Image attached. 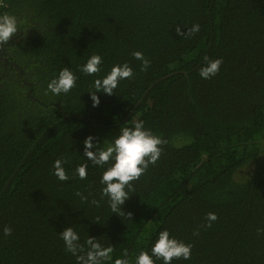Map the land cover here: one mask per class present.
Returning <instances> with one entry per match:
<instances>
[{"label": "trees", "instance_id": "trees-1", "mask_svg": "<svg viewBox=\"0 0 264 264\" xmlns=\"http://www.w3.org/2000/svg\"><path fill=\"white\" fill-rule=\"evenodd\" d=\"M7 2L0 13L18 31L3 44L0 75V264H77L59 237L67 226L133 264L164 229L192 244L190 259L171 264H264V0ZM193 24L199 31L187 34ZM92 54L102 71L81 73ZM204 57L222 60L209 79L199 75ZM125 62L133 76L93 107V80ZM65 67L76 85L53 95L47 84ZM135 120L164 143L113 213L101 195L109 165L87 161L82 141L102 146ZM64 157L60 181L52 166Z\"/></svg>", "mask_w": 264, "mask_h": 264}, {"label": "clouds", "instance_id": "clouds-1", "mask_svg": "<svg viewBox=\"0 0 264 264\" xmlns=\"http://www.w3.org/2000/svg\"><path fill=\"white\" fill-rule=\"evenodd\" d=\"M3 0H0V7H3ZM199 24H193L187 29V34H193L199 31ZM18 31L17 18L10 13H0V43H7L11 37ZM178 35H183L178 26ZM132 55L141 62L142 68L146 69L150 61L144 57L141 51H133ZM205 63L199 68V75L203 79H209L214 76L220 68L222 60L220 58L209 59L204 57ZM103 59L99 54L90 55L86 62L79 66V71L86 75H93L102 71ZM133 69L128 63L114 64L109 71L102 77L93 80L90 97L93 107L100 102L97 93L113 95L120 81L131 78ZM77 81L76 74L65 67L59 71L57 76L52 78L47 84V90L53 95L59 96L62 93H68L75 87ZM82 156L98 167L109 165L102 172L100 183L101 195L108 198V204L113 213L122 210L121 205L129 198L132 191L131 181L140 177L146 171L149 164H155L160 157L164 141L159 135L154 134L145 127L143 120H135L131 127H123L120 132L110 142L105 141L101 146L92 135H87L83 141ZM68 159L58 158L53 162L52 174L60 181L69 179V175L64 167ZM87 164L81 163L75 169V175L80 179L87 176ZM81 200L87 199L79 192ZM96 203V201H93ZM217 219L213 212L206 215L207 226ZM261 231V229H258ZM11 227L5 226L3 234H11ZM60 239L63 240L65 250L70 252L76 259L77 264H133L127 255L116 257L113 260V246L111 244L102 246L100 240L94 236H88L84 243H80V235L72 226L64 227L59 232ZM192 244L185 243L170 236L167 229L161 230L150 251H141L134 258V264H154L155 260H162L163 264H171L173 259L182 258L188 260L191 257Z\"/></svg>", "mask_w": 264, "mask_h": 264}, {"label": "flooded vegetation", "instance_id": "flooded-vegetation-1", "mask_svg": "<svg viewBox=\"0 0 264 264\" xmlns=\"http://www.w3.org/2000/svg\"><path fill=\"white\" fill-rule=\"evenodd\" d=\"M12 38H14V36ZM3 44L4 43H0V46H1L0 47V72H1V74L0 75L8 76L7 71H8L9 66H8V64L3 62V61H9L8 57L6 56V52H5V49H7L8 46L5 45L3 47Z\"/></svg>", "mask_w": 264, "mask_h": 264}, {"label": "built area", "instance_id": "built-area-1", "mask_svg": "<svg viewBox=\"0 0 264 264\" xmlns=\"http://www.w3.org/2000/svg\"><path fill=\"white\" fill-rule=\"evenodd\" d=\"M3 3H4V6L3 7H5L8 2H7V0H3ZM3 7H0V9H2Z\"/></svg>", "mask_w": 264, "mask_h": 264}]
</instances>
